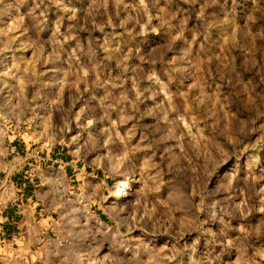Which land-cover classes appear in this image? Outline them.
I'll return each instance as SVG.
<instances>
[{"label":"rangeland","instance_id":"obj_1","mask_svg":"<svg viewBox=\"0 0 264 264\" xmlns=\"http://www.w3.org/2000/svg\"><path fill=\"white\" fill-rule=\"evenodd\" d=\"M15 142L75 165L53 264H264V0H0Z\"/></svg>","mask_w":264,"mask_h":264},{"label":"crops","instance_id":"obj_2","mask_svg":"<svg viewBox=\"0 0 264 264\" xmlns=\"http://www.w3.org/2000/svg\"><path fill=\"white\" fill-rule=\"evenodd\" d=\"M9 146L0 170V264H53V163L62 176L75 165L40 146Z\"/></svg>","mask_w":264,"mask_h":264},{"label":"bare ground","instance_id":"obj_3","mask_svg":"<svg viewBox=\"0 0 264 264\" xmlns=\"http://www.w3.org/2000/svg\"><path fill=\"white\" fill-rule=\"evenodd\" d=\"M125 186H127V183L122 184V186L118 189V192L115 193L114 196L119 197V196L123 195L124 191H125V189H124Z\"/></svg>","mask_w":264,"mask_h":264}]
</instances>
